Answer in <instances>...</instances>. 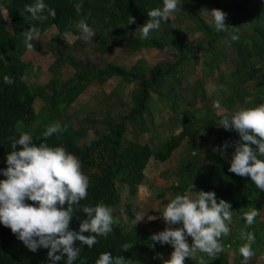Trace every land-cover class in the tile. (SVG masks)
Segmentation results:
<instances>
[{
  "label": "trees",
  "instance_id": "1",
  "mask_svg": "<svg viewBox=\"0 0 264 264\" xmlns=\"http://www.w3.org/2000/svg\"><path fill=\"white\" fill-rule=\"evenodd\" d=\"M43 2L56 11L55 19L45 11L47 20H33L25 6L35 4L36 0H0V170L8 167L6 158L13 150L11 144L24 132L31 135L37 146L47 143L50 147H64L79 158L82 171L90 180L88 196L80 202L81 209L103 202L112 208L117 221L113 232L106 238L97 237L99 243L92 248L77 241L76 246L81 247V251L74 264H81V261L95 264L105 252H111L114 257L124 256L128 264H163L161 257L170 249L173 252V247L153 242L151 236L155 233L137 234L131 223L136 217L131 200L146 180L151 159L167 162L186 140L190 154L181 159L175 183L169 189L172 199L187 193L194 184V192H215L217 202L223 199L230 203L233 212L230 234L221 239L223 252L214 258L198 252L194 258H186V262L229 264L226 254L232 250L237 255L234 264H244L239 248L247 241L241 239V231L255 234L252 249L259 251L264 239V222L258 216L253 225L248 226L243 214L251 208L261 212L264 191L256 188L250 177L229 171L240 137L235 130L224 129L220 120L241 109L264 104V0H179L178 9L183 20L192 23L191 32L199 33L192 40L185 38L186 32L170 26V17L147 39L141 37L138 29L149 20L147 13L162 8L163 0ZM77 4L81 5L79 12ZM213 9L227 13L226 24L238 27V31L216 32L214 26H210L212 18L208 14ZM132 18L135 23L131 24ZM81 19L94 30L92 40L103 52L115 48L131 53L153 49L166 53L169 62L157 65L146 74L143 70H130L116 64L96 69L59 56L46 85L29 84L26 74L37 67L23 59L29 50L22 33L34 26L42 36L55 27L62 37L65 32H71L76 38L80 35L76 25ZM130 31L133 34L128 36ZM232 35H238L239 39L232 40ZM35 42L36 38L31 41L34 46ZM64 63L70 64L75 72L63 80L56 67ZM4 76L11 77L14 83L5 84ZM112 79H118L119 84H135L129 100L115 92L118 95L116 103L127 106V112L121 113L119 107L112 104L101 122L89 115L81 118L68 114V109L89 86L103 85ZM208 82L215 84L211 97L219 101L220 110L225 112L218 113L212 104L205 90ZM39 98L44 106L37 111L35 103ZM55 123L66 130L45 140L44 131ZM158 127L181 130L156 146L140 141L143 134L155 133ZM218 127L222 128V135L217 149L206 148L201 137L195 139L198 133H213ZM225 143L229 145L226 149ZM16 150L22 147L17 146ZM4 179L6 177L0 174V180ZM123 187L129 191L127 202L123 201ZM26 203L33 202L26 200ZM119 208H123V212H114ZM85 218L82 211L76 212L70 229L79 232ZM188 243L191 245L192 238H188ZM48 252L49 249L44 248L35 253L30 251L10 228L0 223V264H53ZM66 259L65 256L58 264H66ZM254 261L248 264H255Z\"/></svg>",
  "mask_w": 264,
  "mask_h": 264
},
{
  "label": "clouds",
  "instance_id": "2",
  "mask_svg": "<svg viewBox=\"0 0 264 264\" xmlns=\"http://www.w3.org/2000/svg\"><path fill=\"white\" fill-rule=\"evenodd\" d=\"M178 6L179 0H163L162 8L149 11V20L138 29L141 37L147 39L152 31L159 30L161 23L167 22ZM80 8L81 5L77 4V12ZM25 10L33 20L40 22L48 19L45 11L53 19L57 15L43 0L26 5ZM208 14L212 18L210 26H214L216 32L238 31V27L226 24L227 13L222 10L213 9ZM132 23H135L134 18ZM76 26L80 32L76 38L90 42L95 37L94 30L85 19L79 20ZM22 36L31 51L35 47L31 41L40 36V30L31 26ZM71 36V32L64 33L65 40ZM231 38L235 41L239 36L232 35ZM3 80L8 85L14 83L9 76H4ZM214 107L221 109L219 101L214 103ZM220 124L226 130H235L240 137L235 144L229 171L241 177H250L256 188L264 191V104L225 115ZM64 130L59 123H55L46 128L43 137L46 140ZM17 146H21L22 150H16ZM11 147L13 150L6 158L8 167L0 170V174L6 177L0 180V223L10 228L30 251L35 253L41 248L49 249L48 259L53 264H58L65 256L66 264H74L81 251V247L76 246L77 241L92 248L99 243L97 237L106 238L113 232L117 221L112 208L100 202L94 207L83 206L81 209L80 202L88 196L90 180L83 173L79 158L64 147H50L47 143L37 146L27 132L14 139ZM223 147L226 149L229 145L225 143ZM194 187L192 184L187 193L176 195L166 205L162 218L167 227L151 236L153 242L173 247L174 251L165 264H185L186 258H194L198 252L214 258L224 250L221 239L231 231V204L223 199L217 202L215 192H194ZM26 200L33 203H26ZM80 211L86 218L76 232L70 229V224L75 213ZM259 215L260 211L251 208L244 212L243 219L251 226ZM144 217L137 215L140 221ZM177 225L182 227H173ZM188 237L192 238L191 245ZM241 239L247 242L239 248V253L244 264H248L255 256L252 245L256 237L254 233L241 231ZM81 264L86 262L81 261ZM95 264H128V261L122 255L114 257L111 252H105Z\"/></svg>",
  "mask_w": 264,
  "mask_h": 264
},
{
  "label": "rangeland",
  "instance_id": "3",
  "mask_svg": "<svg viewBox=\"0 0 264 264\" xmlns=\"http://www.w3.org/2000/svg\"><path fill=\"white\" fill-rule=\"evenodd\" d=\"M211 12V11H210ZM172 28L178 29L181 33H187L185 38L187 40L196 39L199 33L191 32L193 28L192 23L183 20L180 15L179 9L170 15ZM132 31L128 32L127 35L131 36ZM94 40L83 43L82 41L76 40L74 36L67 38L66 40L62 37L55 27L48 29L42 36L36 38L35 47L31 51H27L23 59L26 62H31L34 67H37L33 71H28L26 79L29 84L36 83L38 85H46L51 79L52 72L51 68L53 64L57 63L58 57L62 56L65 60L73 59L74 61H80L92 68L102 69L109 64H116L119 66H125L130 70H143L146 74L157 65H166L169 62V57L164 52H159L153 49H146L142 52L131 53L124 48H115L109 51H101L99 47L93 42ZM57 74L60 75L61 79H67L74 75L75 69L70 64H60L57 67ZM200 75V72L197 74ZM191 82L194 80L192 77ZM118 79H112L107 83L100 85L94 83L89 86L85 92L80 96L71 108L68 109V114L73 116L84 117L86 115L101 122L109 110V106L116 104L119 107L121 113L127 112L128 107L121 105L119 102L116 103V97L119 95L124 100H129V96L135 88L134 83L119 84ZM215 89V84L208 82L206 84V92L211 97L212 91ZM115 92L118 94H115ZM212 98V104L216 101ZM210 99V98H209ZM44 106V101L40 98L35 103L37 111L41 110ZM224 110H218V113H223ZM160 117V116H159ZM158 118V117H156ZM75 123V118L73 117ZM180 128L174 131L167 127H158L155 133L143 134L140 141L148 142L152 146H156L162 140H165L171 134L180 132ZM93 132V131H90ZM222 135V128L218 127L213 133L202 131L198 133L195 139L202 138L206 148L217 149L220 147V137ZM94 136V132L91 134ZM188 141H184L181 147L174 152L172 157L167 162H160L154 158L151 159L146 169V180L144 184L139 188L136 196L131 200L133 210L136 212V217L131 221L132 225L137 229V234H158L164 231L167 227L165 221L162 218V213L166 205L172 200L170 187L175 183L177 171L181 165V159L189 156L190 148L188 147ZM123 201L127 202L128 190L126 187L121 188ZM123 212V208L115 210ZM137 215L144 217L142 221L137 219ZM128 215H124L127 219ZM148 217H155L154 220H149ZM260 221L264 222V208L261 210L259 215ZM173 227H182L177 225ZM191 238V237H188ZM258 252V253H257ZM172 249L161 257L162 263L170 259ZM225 255V253H224ZM224 257V256H223ZM237 255L229 250L226 254V260L229 264H234ZM242 260L243 257H242ZM255 260V264H264V239L261 242L259 251L255 252V256L251 259ZM249 262V261H248ZM185 264H189L185 260Z\"/></svg>",
  "mask_w": 264,
  "mask_h": 264
}]
</instances>
